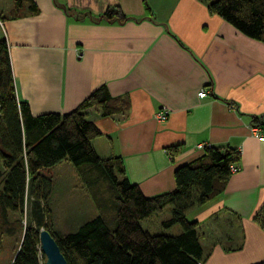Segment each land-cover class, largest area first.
I'll return each mask as SVG.
<instances>
[{
	"label": "crops",
	"instance_id": "crops-1",
	"mask_svg": "<svg viewBox=\"0 0 264 264\" xmlns=\"http://www.w3.org/2000/svg\"><path fill=\"white\" fill-rule=\"evenodd\" d=\"M33 1L37 12L24 3L13 16L15 0H0V39L17 98L33 115L71 111L102 85L126 99L128 109L113 115L85 110L102 132L92 146L102 158L121 157L128 179L148 197L174 189L175 168L203 154L197 144L238 150L239 169L223 191L186 217L197 222L201 264L264 261V227L254 219L264 206V140L250 133L255 117L264 129V42L210 12L204 0ZM110 10L127 19L107 20ZM159 110L164 120L156 119ZM171 146H178L173 157ZM84 186L82 197L65 204L64 222L74 229L114 215V195ZM154 214L164 216L144 229L179 231L158 230L169 206Z\"/></svg>",
	"mask_w": 264,
	"mask_h": 264
},
{
	"label": "trees",
	"instance_id": "trees-1",
	"mask_svg": "<svg viewBox=\"0 0 264 264\" xmlns=\"http://www.w3.org/2000/svg\"><path fill=\"white\" fill-rule=\"evenodd\" d=\"M204 1L210 12L264 42V0ZM24 3L30 13L37 12L33 0H15L13 16H18ZM146 11L150 12L147 6ZM116 15L119 21L127 19L119 10L102 16L111 20ZM128 106L126 99L112 96L102 85L71 111L33 115L28 103L16 96L7 43L0 39V253L4 236L16 239L10 264H44L40 228L51 233L68 264H201L204 255L197 222L188 220L186 212L223 191L240 153L227 145H208L199 157L175 168L174 189L145 196L126 176L121 157L102 158L95 151L92 140L102 132L85 112L95 107L106 116ZM252 124L262 122L255 117ZM168 150L173 157L178 146ZM62 160L77 168L88 164L107 180L115 198L112 218L97 215L61 235L52 230L48 198L53 179L42 169ZM166 206L170 217L162 221V227L177 224V233H150L141 226L140 220ZM254 219L264 227V206Z\"/></svg>",
	"mask_w": 264,
	"mask_h": 264
},
{
	"label": "rangeland",
	"instance_id": "rangeland-1",
	"mask_svg": "<svg viewBox=\"0 0 264 264\" xmlns=\"http://www.w3.org/2000/svg\"><path fill=\"white\" fill-rule=\"evenodd\" d=\"M0 167L3 169L1 164ZM79 168L75 167L69 161L62 160L54 166L42 169L45 174L50 176L54 175L55 178L51 194L48 198V203L52 210V214L54 215L55 219L58 220L56 223L52 217L51 228L54 232L60 235L65 234L68 232V230H74V225L73 227H70L65 224L63 213L67 212L65 207L66 203H68V205L73 204L71 203V200L74 201L75 198H80L84 195V184L89 186V190L92 195L103 194L104 196H113V193L109 187V183L103 176L98 175V170L96 168L89 167L88 164H83ZM82 171L86 174V178L83 177ZM93 178H95V180H93ZM12 216L15 217L16 215ZM163 216V214H154L151 217L140 220V224L146 228L148 221L156 223L157 221H160V218L162 219ZM158 224V230H160V232L175 233V227L179 229L177 224L171 229L162 227L160 222ZM154 228L155 227L151 228L152 232L158 233L159 231H154ZM16 247V239L6 236L3 237L2 251L0 253V264H10Z\"/></svg>",
	"mask_w": 264,
	"mask_h": 264
},
{
	"label": "water",
	"instance_id": "water-1",
	"mask_svg": "<svg viewBox=\"0 0 264 264\" xmlns=\"http://www.w3.org/2000/svg\"><path fill=\"white\" fill-rule=\"evenodd\" d=\"M39 244L44 256V264H68L56 240L44 228H40L39 230Z\"/></svg>",
	"mask_w": 264,
	"mask_h": 264
},
{
	"label": "built area",
	"instance_id": "built-area-1",
	"mask_svg": "<svg viewBox=\"0 0 264 264\" xmlns=\"http://www.w3.org/2000/svg\"><path fill=\"white\" fill-rule=\"evenodd\" d=\"M1 24V22H0ZM207 92L206 90L202 89L201 91L198 92V96L200 97H204L206 96ZM155 117L158 120H164L167 117V113L164 110H159L155 113ZM250 133L253 137L259 139V140H264V129L260 128L258 125H250ZM210 144H206V143H199L196 145V147L198 149H204L206 146H208ZM239 169L238 165H232L230 167V171L231 173L236 172Z\"/></svg>",
	"mask_w": 264,
	"mask_h": 264
}]
</instances>
